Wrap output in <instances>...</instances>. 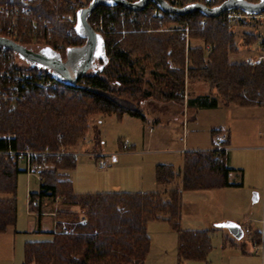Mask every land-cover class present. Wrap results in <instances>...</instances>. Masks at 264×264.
I'll return each instance as SVG.
<instances>
[{"label": "trees", "instance_id": "1", "mask_svg": "<svg viewBox=\"0 0 264 264\" xmlns=\"http://www.w3.org/2000/svg\"><path fill=\"white\" fill-rule=\"evenodd\" d=\"M61 1L62 4L73 2ZM166 1L173 5L171 0ZM90 2L87 0L86 6ZM195 2L183 0L179 7ZM152 5L156 3L151 2L142 11H128L137 14L133 21L118 20V28L125 24L133 32L124 36L99 34L101 57L94 63L93 72L82 78L76 86L58 81V89L53 96L33 91L16 109L1 108L0 152L27 146L38 151L48 147L54 152H71L88 135V119L93 114H114L119 119L129 115L145 121V114L134 103V100L139 99L137 93L141 78L136 66L141 65V61L144 62L142 68L152 65L156 84L163 83L170 92L164 95L166 99L182 100L179 93L184 91L188 80L189 83L204 82L210 92L226 105H263L264 60H231L240 49L236 43V24H230L224 13L219 17H207L199 11L186 15L162 12L160 16L144 17ZM99 8L108 11L111 8L121 9L122 6L104 3ZM36 11L45 15L49 13V10H43L40 6L36 7ZM66 11L64 8L62 12ZM94 15L95 12L88 16L90 23ZM170 22L187 25L192 40H201L203 45L192 44L187 47L176 31H141L162 28ZM238 24L247 27L250 22ZM67 28L65 25L64 29ZM71 30L77 38L66 44L64 58L69 51L86 49L87 46V37L82 35L79 25ZM55 39L58 40V37ZM257 39V34L246 32L242 42L246 48H250L257 43ZM30 42L31 39H24L20 44L26 46ZM6 50L11 52L10 49ZM51 75L54 77L52 72ZM217 98L201 96L188 100L187 106L216 108ZM215 132L212 130V135ZM5 134H15V137L6 139L3 138ZM229 144L228 134L226 146ZM48 161L52 166L42 172L40 190L31 193L30 199L41 201L44 197H52L62 200L64 204L78 205L81 212L72 214L71 218L78 220L82 217L86 222L78 226L75 233L53 231L48 233L51 240L27 242L24 264H144L151 246L147 233V224L151 220H164L172 224L178 234L181 261L205 260L212 249L210 232L180 229L181 191L174 184L180 179L183 191L235 186L229 180L233 169L228 166L227 148L221 151L213 148L184 151V166L179 174L172 165H157L156 181L162 190L149 193L100 192L81 196L74 192L68 177V172L77 165L75 154L64 155L60 160L49 157ZM22 172L17 164L0 153V234L14 230L17 225L18 176ZM36 212L41 219L39 209ZM65 213L60 211L58 215L67 216ZM57 227H60L58 223ZM258 234L260 232L253 233L254 236Z\"/></svg>", "mask_w": 264, "mask_h": 264}, {"label": "rangeland", "instance_id": "2", "mask_svg": "<svg viewBox=\"0 0 264 264\" xmlns=\"http://www.w3.org/2000/svg\"><path fill=\"white\" fill-rule=\"evenodd\" d=\"M71 1L73 2L70 4L87 2V0ZM196 1L203 4L206 3V0ZM223 1L213 0V3L217 4ZM51 3H59L62 6L61 12L65 8L63 5L67 4H62L61 0H51ZM51 3L48 0L37 1L38 6L47 11L52 7ZM234 29L237 37L236 43L240 51L237 55H233L231 60L239 62L244 60L250 61L255 56L258 61L264 60V50L262 47L264 40V12L259 17L251 18L250 24L247 27L236 24L234 25ZM133 31L126 28L125 24H123L115 34L124 36ZM141 31L149 33L176 31L180 33L187 47L192 44L203 45L201 40H192L190 28L187 25L174 22H170L162 28ZM246 32L258 35L257 43L250 48H246L242 42ZM43 42L41 39L37 43H34L32 48L28 47L31 44L26 45V47L36 51L38 50L37 44ZM205 46L207 47V45ZM140 63L144 65L143 61ZM141 65L136 66L141 81L139 82L140 90L137 93L139 99L134 100V103L145 114L146 120L143 121L129 115H124L121 119L114 114L90 115L88 119V135L71 151L72 153L74 152L77 161L76 167L68 172L74 192L82 196L100 192H126V190H131L128 192L143 193L161 191L162 187L156 181L155 164L160 161L163 164L172 165L179 174L182 172L184 166V151L187 149L200 151L212 149L211 130L218 127V129L228 132L227 128L230 127L235 141L233 140L226 147L228 166L233 169L230 173L231 180L241 186L208 191H183L180 187V179H178L174 186H178L181 191L182 220L179 226L181 230H206L204 228L209 226L211 229L212 249L220 247L227 237L240 244L241 247L244 244L249 247L250 239L248 235L238 240L230 234L228 229H217L215 226L219 223L216 219L223 213L237 217V220H231L239 223L243 228H247L246 222L243 220L245 213L257 219L263 216L264 109L260 107H238L235 105L226 107L220 101L217 108L200 109L196 107L197 110H195L196 108L187 106V101L190 100L191 96H197L200 93L210 95L211 97L212 95L214 96V93L211 95L205 83L198 82L196 85H192L186 80L184 91L179 93L182 100L166 99L164 95L170 92L163 83L160 85L156 84L152 65H145V68L143 66L144 69ZM92 72L91 70L88 74ZM148 92L150 95L147 96ZM195 111L197 120H191ZM184 126H186V131ZM184 135L186 138L185 145V142L183 143L180 140ZM85 139L91 140L92 144H88ZM93 148H95L94 151L106 155V158L109 160L108 168L100 169L97 159L86 153L87 150ZM124 152H129L130 154L120 155ZM114 157H118V161L114 160ZM117 164H119L118 168H114ZM116 184L119 187H114L117 186ZM141 185H143V190L136 188ZM39 190L40 181L36 175H27L24 172L19 174L17 225L18 230H21L20 236L26 238L27 236L38 237L35 241H46L48 239L51 240L50 234L30 233L31 230L39 227L41 219L33 212L37 211L38 207H29V192L37 193ZM255 194L259 198L254 202L253 198ZM42 201L44 203V211L50 212V214L47 213L42 218L41 225L44 232L47 229H53L54 217L60 225V227H57L56 223L55 231L68 227L72 230V233L76 232L78 226L84 224L83 219L86 220L82 217L78 220L71 218L72 214H79L81 212V208L78 205L64 204L62 200L57 201L58 212H66L65 214L67 215L59 217L58 212H56L55 216L51 215V212H54L56 209L54 203L56 200L54 198L44 197ZM254 211L255 214H253ZM256 224L258 227H262V223ZM147 233L151 246L144 264H193L197 262L194 260L181 261L179 259L178 234L172 228L170 222L151 220L147 224ZM11 236L0 235V244L6 239L10 240ZM12 251L11 257H13ZM2 253H7V251L0 246V254ZM17 254L19 255L14 260H18L20 256L18 249ZM0 264L4 263L0 262Z\"/></svg>", "mask_w": 264, "mask_h": 264}, {"label": "built area", "instance_id": "3", "mask_svg": "<svg viewBox=\"0 0 264 264\" xmlns=\"http://www.w3.org/2000/svg\"><path fill=\"white\" fill-rule=\"evenodd\" d=\"M131 2H138L139 0H129ZM250 2H259L260 0H248ZM173 6L179 7L183 0H171ZM51 3V2H50ZM205 5L213 7L215 3L213 0H206ZM49 13L45 15L42 12L36 11L38 6L36 0H0V37L10 38L18 43L24 39H31L29 43L33 47L34 43L43 40V43H38V50L51 49L63 59L66 52V44H70L73 39L77 37L71 29L78 25L77 13L86 7V2H79L77 4L67 3L63 5L68 12H61L62 6L59 3L50 4ZM56 6V7H55ZM149 7V5L147 6ZM131 11L125 7L121 9L111 8L108 11L96 9L95 15L92 18L91 26L98 34H115L118 32V20L124 21L129 19L133 21L136 19V13H129ZM135 12V11H133ZM162 11L157 5L150 6V9L144 13V17L160 16ZM225 19L230 24H238L240 22H250L251 18L261 16L252 15L243 12L239 9H232L224 12ZM67 29H64V26ZM56 36L58 40H56ZM60 38V39H59ZM264 50V40L262 42ZM0 50V109L9 108L14 110L23 102L30 92H37L40 95L53 96L58 89V80H56L46 67L40 66L34 68L29 62L22 59L16 52L7 51V48L1 47ZM208 50L209 46L206 47ZM264 104V103H263ZM186 131V128H185ZM186 134V132H185ZM15 134L3 135V138H14ZM228 139V132L223 129H218L212 135L213 149H226V142ZM87 140V139H85ZM182 142L186 141L185 135L180 138ZM92 144L91 140L86 141ZM6 155L11 161L27 175H36L39 181L42 180V172L51 168L48 161L49 157H55L60 160L64 155L74 154L61 150L54 152L50 148L43 151L32 149L30 146L24 149H8L0 152ZM91 155L98 161L100 169L109 167V160L106 155L100 152L93 151ZM40 200L34 198L30 199L29 206L38 207ZM85 222V220H82ZM63 233L71 234L72 230L68 227L62 229ZM261 240L255 241L252 247L256 253L264 255V229L261 233Z\"/></svg>", "mask_w": 264, "mask_h": 264}, {"label": "water", "instance_id": "4", "mask_svg": "<svg viewBox=\"0 0 264 264\" xmlns=\"http://www.w3.org/2000/svg\"><path fill=\"white\" fill-rule=\"evenodd\" d=\"M151 2L156 3L158 8L164 13L177 15H186L199 11L207 17H219L224 12L232 9H239L252 15H259L264 12V0H260L259 2H250L248 0H224L221 4L214 7H209L199 2L189 4L186 7H177L170 5L166 0H139L138 2H131L129 0H91L88 6L81 8L77 13L79 30L83 36L87 37V58L81 69L75 74L70 72L66 61H63L58 55L50 57L5 37H0V47L16 52L22 59L33 65L45 66L52 69L55 79L70 86H76L78 82L94 68L96 52L100 48L101 43L100 35L96 33L91 26L88 21V16L104 3L122 6L131 11H142L146 9ZM257 200L258 196L255 194L253 201L255 202ZM216 227L228 229L231 235L238 240H241L245 236L244 228L239 223L232 220L219 222L216 224Z\"/></svg>", "mask_w": 264, "mask_h": 264}, {"label": "crops", "instance_id": "5", "mask_svg": "<svg viewBox=\"0 0 264 264\" xmlns=\"http://www.w3.org/2000/svg\"><path fill=\"white\" fill-rule=\"evenodd\" d=\"M256 59H257V57L255 56L249 62L256 61ZM199 82H201V81H199ZM196 83H198V82H196ZM196 83H190V84L196 85ZM208 89H209V87H208ZM193 94H195V93H193ZM211 95H212V93H211ZM201 96H209V98H217V97H215L213 95L211 97L210 95H203V94L200 93L197 96H195V95L191 96L190 99L194 100V99L199 98ZM217 100H218V106H219L221 100L218 99V98H217ZM230 105H235V104H228V105H226V107H229ZM235 106H237V105H235ZM238 107H240V106H238ZM256 107H260V108L264 109V104L262 106H256ZM199 108L200 109H208V108H202V107H199ZM195 110H197V108ZM191 120H197L196 111L193 114V118ZM184 127L186 128V126H184ZM212 130H218V127L214 128ZM212 130H211V132H212ZM227 130H228V134L230 135V144H231L232 141L234 140V135H233L232 130L230 129V127H228ZM185 144H186V141H185L184 145ZM192 150L193 149H190V150L187 149L186 151H192ZM194 150H196V149H194ZM90 151H94V150L93 149H89V150H87L86 153L91 155ZM126 154H130V153L129 152H124V153H121L120 155L123 156V155H126ZM114 160L118 161V157H114ZM159 164H163V163H161L159 161L155 165L157 166ZM118 165L119 164H117L116 167H114V168H118ZM229 180H230L231 184L235 185V186H232V187L241 186L240 184L234 183L235 181L233 182L231 180V176L230 175H229ZM116 185L117 186H114V187H119L118 184H116ZM236 185H239V186H236ZM232 187H226V188H222V189H227V188H232ZM136 188H141L143 190V185H141L140 187H136ZM119 190H121V189H119ZM208 190H215V189H207V190H200V191H208ZM128 191H131V190H126V192H128ZM31 193H33V192H29V199H30V194ZM55 200H56V202H54V203H55V208L56 209H55L54 212H51L52 216H55L56 212H58V210H59V209H57V207H58L57 206V204H58L57 201H60V200L59 199H55ZM43 207H44V203L41 200L40 201V206L38 207L39 212L41 214V216H40L41 217V221L39 222V227L31 230L30 233H49V232L55 231L56 223H57L55 217H54V222H53V229H51V230L47 229L46 232L43 231V227L41 225L42 224V220H43L42 218L44 217L45 214H47V213L50 214L49 211L45 212ZM33 212H35L37 215L39 214L36 211H33ZM253 214H255V211L253 212ZM236 218L237 217H233L232 215H227L226 213H223L216 220L218 222H222V221L231 220V219L232 220H237ZM243 220L246 222V226H247V228H244L245 235H248L249 239H250V246L249 247H247L246 244H244L243 247H241L240 244H238L237 242H234V240H231L228 237L225 238V236H224L226 241L220 247H218V248L216 247L214 249H211L210 253L208 254V256H207V258L205 260H201V261L200 260H194V261H197V262H194L193 264H264V255H262V254L260 255V253H256V252L254 253V249L252 247L253 242L261 240V235H262L261 233H262V231L264 229V212H263L262 218H259V219L253 218L248 213H245V215L243 216ZM17 223H18V221H17ZM256 223H262V227L261 228L258 227ZM216 228L217 229H224V228H219V227H216ZM204 229L208 230L209 232L211 231L209 226L204 228ZM188 230H195V229H188ZM197 230H201V229H197ZM255 232H260V235L258 234V236H254L253 233H255ZM19 234H21V230H18V225H16L14 230H11V231H9L6 234H0L2 236L12 235L10 240L6 239L3 242H1V244H0V246L5 248L6 251H7V253L0 254V262L1 263H4V264H24V255H23L24 251L23 250H24L25 244L27 242L37 240L38 237L33 238L32 236H27V238H26L24 236H20ZM17 249L20 251V256H19L18 260H16V259L14 260V258L19 255V254L16 255ZM11 251L13 252V254H12L13 257H11Z\"/></svg>", "mask_w": 264, "mask_h": 264}, {"label": "flooded vegetation", "instance_id": "6", "mask_svg": "<svg viewBox=\"0 0 264 264\" xmlns=\"http://www.w3.org/2000/svg\"><path fill=\"white\" fill-rule=\"evenodd\" d=\"M36 52H41L45 55H48L50 57H54V56H60L59 54H57L56 52H54L53 50L47 48V49H40V50H36ZM102 54V49L99 48L98 51L96 52V56H95V60L94 63L97 62V60H99V58L101 57ZM87 58V51L85 48H78V49H74L69 51L68 55L63 58V61H66L67 63V67L70 70V72L72 74H75L76 72H78L82 65L84 64V62L86 61ZM45 67V66H44ZM49 71H51L53 73V70L46 67Z\"/></svg>", "mask_w": 264, "mask_h": 264}]
</instances>
